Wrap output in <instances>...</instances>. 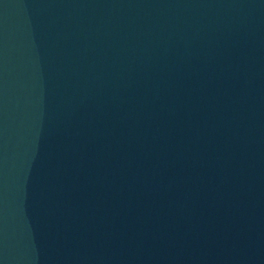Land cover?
<instances>
[{
	"label": "water",
	"instance_id": "obj_1",
	"mask_svg": "<svg viewBox=\"0 0 264 264\" xmlns=\"http://www.w3.org/2000/svg\"><path fill=\"white\" fill-rule=\"evenodd\" d=\"M0 264H264V0H0Z\"/></svg>",
	"mask_w": 264,
	"mask_h": 264
}]
</instances>
